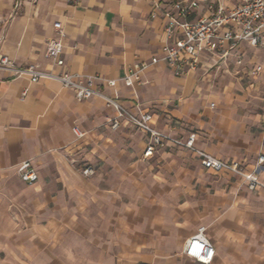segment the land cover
<instances>
[{
    "label": "crops",
    "instance_id": "0c3cea01",
    "mask_svg": "<svg viewBox=\"0 0 264 264\" xmlns=\"http://www.w3.org/2000/svg\"><path fill=\"white\" fill-rule=\"evenodd\" d=\"M21 1L15 11L14 0H0L1 54L116 80L95 86L130 111L152 113L163 133H196L198 149L258 169L264 182V71L249 77L264 67V52L242 44L227 62L205 54L201 68L179 78L152 66L128 87L122 79L135 64L169 42L165 12L176 0ZM55 23L67 34L62 68L46 56ZM222 75L230 83L220 88ZM0 82V264H202L184 253L201 228L215 248L212 264H264V188L252 192L228 170H205L186 149L146 158L148 136L112 129L115 111L101 98L77 101L57 81L32 84L5 72ZM25 161L40 176L33 185L17 173ZM87 166L93 177L81 173Z\"/></svg>",
    "mask_w": 264,
    "mask_h": 264
},
{
    "label": "built area",
    "instance_id": "2783aa9c",
    "mask_svg": "<svg viewBox=\"0 0 264 264\" xmlns=\"http://www.w3.org/2000/svg\"><path fill=\"white\" fill-rule=\"evenodd\" d=\"M14 9L22 6L21 0H14ZM202 12V14H201ZM166 35L169 42L163 47L160 56H155L149 62L136 63L133 71L127 74L122 81L128 87L140 82L141 75L152 66L167 65L174 75L179 78L188 76L202 67V55L220 56L227 62L233 52L246 44L249 48L264 52V0H176L170 10L165 12ZM58 39L48 41L46 56L56 67H63V57L67 37L62 23H55ZM243 63L240 58L236 62ZM264 67L257 65L249 73V77L258 78ZM0 72L9 74L13 79L28 77L32 84L41 80H54L62 87L71 90L77 101L90 100L93 97L101 98L106 105L112 107L116 116L109 119L111 128L121 129L122 125L136 128L149 138V145L144 156L149 158L156 149L174 147L186 149L200 158L205 170L222 172L228 170L243 179L248 189L254 192L264 188V182L259 179L256 169L249 173L241 169L236 163L223 162L208 155L196 147V133L187 137H176L170 133H163L152 126L154 115L146 113L137 107L136 111L128 110L122 103L106 96L95 86L96 81L109 87H116V80L105 79L101 76H84L71 72L57 74L52 70H44L38 64L22 66L6 54L0 53ZM1 83V82H0ZM77 139L84 136L79 127L73 128ZM264 164V155H261L257 167ZM86 177H93L96 169L87 166L80 169ZM17 173L22 181L30 185L35 184L40 176L31 161H25L18 167ZM184 253L190 259L202 264H212L215 259V248L206 237V229H199L198 233L186 242Z\"/></svg>",
    "mask_w": 264,
    "mask_h": 264
},
{
    "label": "rangeland",
    "instance_id": "374dc122",
    "mask_svg": "<svg viewBox=\"0 0 264 264\" xmlns=\"http://www.w3.org/2000/svg\"><path fill=\"white\" fill-rule=\"evenodd\" d=\"M230 80H229V78H227V77H225V76H220L219 78H217V85L221 88H223V86L225 85V84H228V83H230L229 82ZM190 159H192L191 157H190Z\"/></svg>",
    "mask_w": 264,
    "mask_h": 264
}]
</instances>
